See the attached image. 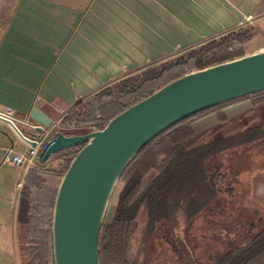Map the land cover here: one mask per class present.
<instances>
[{"label": "crops", "instance_id": "0c3cea01", "mask_svg": "<svg viewBox=\"0 0 264 264\" xmlns=\"http://www.w3.org/2000/svg\"><path fill=\"white\" fill-rule=\"evenodd\" d=\"M248 2L0 0V112L12 108L20 121L37 108L55 130L76 105L111 85L235 33L241 13L256 15L252 25L260 22L261 4ZM249 101L204 115L183 129L184 137L220 128L252 109ZM10 148L24 152L30 146L0 121V264H23L20 200L42 163L21 171L5 167Z\"/></svg>", "mask_w": 264, "mask_h": 264}, {"label": "trees", "instance_id": "16d2710c", "mask_svg": "<svg viewBox=\"0 0 264 264\" xmlns=\"http://www.w3.org/2000/svg\"><path fill=\"white\" fill-rule=\"evenodd\" d=\"M233 40L238 41L241 47L210 53L209 47L216 40L210 41L204 44L200 52L191 53L187 58L165 62L157 69H147L137 82H132V77L125 79V91L121 92L118 99L91 105L85 118L77 119L76 126L85 124L103 130L117 115L173 81L192 72L244 57L243 46L251 42L252 37L248 33H239ZM251 99L258 106L248 110L242 117L229 120L221 128L219 137H213L207 131L184 137L186 133L182 132L183 129L204 115ZM114 107L118 110L109 119L97 114L104 110L113 111ZM70 122H73L71 113L60 124L66 126ZM254 145H264V91L196 114L155 138L135 157L124 172L130 173L129 177L125 182H118L112 195L116 211L112 223L102 227L99 243L101 264H153L154 251L148 241L159 228H162L163 241L179 264H198L196 250L189 241L191 227L202 214L210 212L211 205H223L225 196L231 200L237 198L241 172L235 171L226 158ZM79 151L67 161L62 177ZM37 180L39 177L35 178L34 184ZM56 196L51 202L53 207ZM37 212L38 208L32 207V202L23 191L18 222L19 227L24 226L26 264H50V259L54 258L52 225L51 229H45L44 222L36 216ZM234 212L231 210L230 214ZM181 217L183 223L180 222ZM142 223L144 226L141 228ZM181 226L187 245L177 235ZM214 228L215 234L219 230L225 232L215 238L225 247V252L216 264H264L263 216L256 213L253 218L244 219L239 212L235 219L215 225ZM139 233L146 242L141 252L142 259L137 255L140 253L135 251ZM186 247L193 252L188 260H185Z\"/></svg>", "mask_w": 264, "mask_h": 264}, {"label": "water", "instance_id": "95a60500", "mask_svg": "<svg viewBox=\"0 0 264 264\" xmlns=\"http://www.w3.org/2000/svg\"><path fill=\"white\" fill-rule=\"evenodd\" d=\"M264 91V50L192 72L113 118L103 130L66 136L55 132L39 162L82 148L60 184L52 225L54 264H101L100 235L121 176L140 151L178 123ZM23 143L36 148L54 121L37 108L24 120L0 114Z\"/></svg>", "mask_w": 264, "mask_h": 264}, {"label": "rangeland", "instance_id": "374dc122", "mask_svg": "<svg viewBox=\"0 0 264 264\" xmlns=\"http://www.w3.org/2000/svg\"><path fill=\"white\" fill-rule=\"evenodd\" d=\"M248 1V4H251V0ZM257 1L261 4V12H264V0ZM245 15L248 16L247 14ZM240 16V19H242L244 17L243 13H241ZM253 16L256 17V15ZM239 33H248V36H251L253 38L251 42L243 46V48L245 49L244 56H248L258 50H264L263 18L260 22H256L254 25H249L243 29L238 28V30L234 34H228L229 36L225 35L224 39L223 37L217 39L214 45L209 47V52L215 53L221 49L226 48L231 51L235 50L236 48H240L241 44L238 41L233 40L235 36H237ZM204 47L205 45L198 47L194 50H190L187 53L178 56L170 61H175L183 57L187 58L191 53L200 52ZM161 66L162 65L160 64L158 66H154L153 68L157 69ZM144 71H147V69ZM144 71L128 76L125 79L132 77L131 81L137 82L138 80H141V78L144 76ZM125 79L111 85L110 87L100 91L94 96L89 97L88 99L80 102V104L76 105L69 112L73 116V122L68 123L66 126H62L60 124V130H62V132L66 134L71 135H83L94 132L96 129L95 127L85 124L76 126L77 119H84L86 114L90 110L91 105L97 106L99 104L109 103L112 100L118 99L121 96V92L125 89ZM249 103L253 105V108H256L258 106L256 101L253 99H251ZM113 109V111L104 110L103 112H97V114L98 116L101 115L103 118L109 119L118 110V108L115 109V107ZM243 115L238 117H242ZM228 122L223 124L220 128H218L217 126V128L214 127L208 130L207 132H210L213 137H219L221 134V128L224 127ZM81 148L82 145H79L71 150H67L65 152L53 155L51 156L49 161L39 164L38 168L40 172H36L30 176L28 184L26 186L27 188L24 189L25 195L27 196L28 200L32 202V207L38 208V214H36V216L38 219H41L44 222L45 229H51V225H53L55 206L53 207L51 202L53 201V199H55L56 193L59 190L60 184L63 179V172L67 167V161L73 158L76 152L79 151ZM232 157L228 155L226 161H228L229 164L231 163L230 165L233 166L235 171L241 172V184H239V188H237L236 191L237 198L235 200H231L228 196H225L226 200L223 205L219 207L211 205L209 207L210 212L202 214V216L191 227V231L189 233V241L191 242L192 247L196 250L198 264H216L217 260L225 252V247L215 239L216 235L225 234V232L223 233L219 230L218 234H215V225L225 223L227 220L235 219V216L237 217L239 212L241 213V216L244 219L251 217L253 218L256 213H258L259 216L264 217V145H254L240 149L238 153L233 155ZM7 165L9 164L6 163L5 167H7ZM13 168L14 167H12V169ZM1 170L2 167H0V171ZM129 174L123 173L120 178V181L125 182L129 177ZM37 177H39V180H37V183L34 184L35 178ZM14 178L16 186L19 180V175L17 171L14 172ZM22 188L23 185L20 190ZM252 189L254 192L252 191ZM231 210L235 212L233 214H230ZM115 211V200L114 198H112L107 206L102 226H107L112 223ZM180 222H184L183 217L180 218ZM140 226L142 228L144 226V223H142ZM23 227L24 226L19 228V236L23 254L22 261L23 264H26L28 262L26 255L27 245L25 243V233L23 231ZM183 231V226H181L180 229L177 230V235L179 236V239L181 241H184V244H186L187 242ZM148 244L149 247L154 251L153 264H179L177 258L172 254V252L162 239V228H159L154 237L148 241ZM145 245V238L139 233L135 241V251L140 253L137 254L140 259L143 258L141 252ZM186 251L187 252L185 260H188V258H191L193 256V252L190 248H187ZM50 261V264H54V258L50 259Z\"/></svg>", "mask_w": 264, "mask_h": 264}, {"label": "built area", "instance_id": "2783aa9c", "mask_svg": "<svg viewBox=\"0 0 264 264\" xmlns=\"http://www.w3.org/2000/svg\"><path fill=\"white\" fill-rule=\"evenodd\" d=\"M254 22V17L251 15L244 16L240 21H239V28L243 29L246 28L249 25H252ZM0 114L4 115L5 117L8 118H15L14 116V110L12 108H6L5 112ZM61 127H57L55 129L56 131L66 135V136H71V134H66L60 130ZM54 130V128H53ZM54 130V131H55ZM95 131H98L95 129ZM53 135V131L51 133L46 134L45 136L39 138L38 144L36 148H29L28 150L24 152H15L13 148H10L7 150L6 155L4 157L3 162L7 163L20 171L22 169L28 170L29 168H32L36 166V162L40 156V153L46 149L47 143L49 142L51 136ZM20 175V173H19ZM22 183L20 182L18 184V187H21Z\"/></svg>", "mask_w": 264, "mask_h": 264}]
</instances>
